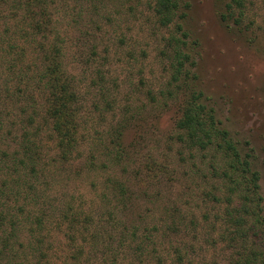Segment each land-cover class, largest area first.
Instances as JSON below:
<instances>
[{
	"label": "trees",
	"instance_id": "16d2710c",
	"mask_svg": "<svg viewBox=\"0 0 264 264\" xmlns=\"http://www.w3.org/2000/svg\"><path fill=\"white\" fill-rule=\"evenodd\" d=\"M106 1L0 0L5 25L0 30V264H15L20 254L31 258L32 253L35 264H51L52 247L45 244L43 233L51 215L62 228L61 264H125V259L127 264H141L154 256L161 261L160 245H168L177 264L197 251L215 254L219 247L227 264H264L260 174L253 168L250 150L239 147L196 82L199 42L184 29L182 0L151 4L155 22L160 26L174 22L172 28L179 33L170 34L161 51L170 61L166 84L144 90L152 102V121L142 113L145 104L132 103L129 97L122 119L113 118L108 129L99 132V120H107L103 114L87 127L92 106L110 110L116 101L109 98L102 70L96 71L87 89H81L82 83L67 67V31L58 22L77 23L84 3L85 9L90 5L95 15L105 17ZM247 2L227 0L220 13L223 21L244 23ZM100 19L102 15L89 22L99 29ZM142 85L143 80L139 87L133 85L135 92L142 93ZM92 86L96 101L87 104ZM170 108L176 117L167 150H175V161L152 158L136 166L134 154L140 143L134 137L127 141V130L134 125L137 132L154 127L159 113ZM87 130H94L90 140ZM87 142L91 146L85 151ZM114 167L121 172L111 171ZM87 173L93 175L90 185L96 192L88 207L83 199L72 204L69 193L58 201L48 196L62 175L70 181ZM182 176L184 202L161 206L155 183L165 177L173 184ZM200 215L203 231L197 228ZM25 227L32 237L28 243L20 239ZM179 237L184 242L172 244Z\"/></svg>",
	"mask_w": 264,
	"mask_h": 264
},
{
	"label": "rangeland",
	"instance_id": "374dc122",
	"mask_svg": "<svg viewBox=\"0 0 264 264\" xmlns=\"http://www.w3.org/2000/svg\"><path fill=\"white\" fill-rule=\"evenodd\" d=\"M247 1L244 23L237 26L223 21L220 15L227 0H182L183 8L180 12L186 14L182 20L184 29L199 42L195 48L198 50L195 67L198 75L196 82L208 97V102L214 107L222 125L229 130L234 140L239 142V147L245 149V152L250 150L253 168L260 174L264 214V37L262 36L264 0ZM71 2L72 0H69V3ZM115 3L106 1V9L103 11L105 17L102 13L95 15L90 5H87L88 10L85 9L86 3H84L85 11H82L80 19L77 17V23L67 25L62 21L58 22V26L67 31L65 41L67 67L70 73L82 83L81 89H87L91 85H88V82L96 71L102 70L107 81L106 85L110 89L108 94H112L109 98L110 100L115 98L116 104L113 105V109L106 110L103 107L98 111V108L94 106L90 108L87 127H93L103 114L108 120L106 122L99 120L102 124L99 132L108 129V124L114 122L113 118L122 119V107L129 97L132 103L136 101L145 104L142 113L149 116L148 122L152 121L150 119V115L154 114L152 102L144 90L149 87L159 89L161 85L166 84L171 72L170 68H167L170 61L167 54L161 51L165 49L164 42L170 34L179 36V33L174 32L172 28L174 22L167 26H160L155 22L152 0H115ZM127 5L132 9L125 10ZM76 13L73 11V14L76 15ZM2 15L7 16V13L3 12ZM101 15L99 30L95 25H91L89 20L101 18ZM107 15H110V20H106ZM4 26L0 20V30ZM94 37L96 40L93 39ZM166 49L167 53H171L168 47ZM141 80L144 82V86H141L143 89L140 88L143 91L135 92L133 85L139 87ZM94 88L93 86L89 88L87 104L96 101L92 99L93 92L96 90ZM98 103L103 105L102 101ZM175 117L171 108L166 109L159 113L154 121V127H142L144 133L137 132L136 125L127 130L124 136L127 141L134 137V142L140 143L134 154L136 166L142 165L140 163L143 160L152 158H157L160 162L175 161V150L172 152L167 150V136ZM84 132L89 140L91 134L94 136V130ZM90 146L91 143L87 142L82 149L86 151ZM120 169V167H114L111 171L121 172ZM92 173L96 174V172ZM93 175L87 173L80 180L77 178L70 181L66 180L64 177L66 175H62L61 183L52 185L48 196L58 201L63 200V194L65 196L69 193L74 197L72 204L82 203L83 199L86 208L92 200L96 199V192L90 185ZM179 179L180 177L172 184L165 177H161L155 183L154 190L160 192L161 206H170L171 201L183 200L184 202L183 180L185 178L182 176L181 181H178ZM49 201H46L45 207L48 206ZM37 208L39 207L33 209ZM198 220L200 224L197 228L201 231L204 226L201 215ZM57 225L56 216L51 215L43 230L46 236L45 244L50 243L52 247L48 250V256H52L51 260H53L51 264H61L64 261L62 253L58 252L62 228ZM20 234L23 243H28L32 238L26 227ZM184 240L182 237L175 238L172 244L183 243ZM167 247L168 245L158 247V256H161V261L155 256L146 257L141 264H160L159 262L177 264L172 260V250ZM220 248L215 254L211 251L206 253L197 251L193 256H187L183 264H227L225 259L227 255H221ZM22 250L21 248L20 252ZM31 255V258H27L20 254L15 264L27 260L26 264H35L37 257L34 253ZM127 262L128 260L125 259V264ZM133 263L140 264L137 261Z\"/></svg>",
	"mask_w": 264,
	"mask_h": 264
}]
</instances>
